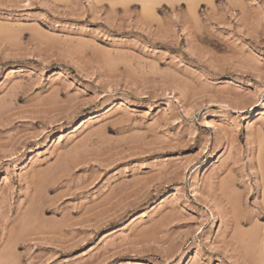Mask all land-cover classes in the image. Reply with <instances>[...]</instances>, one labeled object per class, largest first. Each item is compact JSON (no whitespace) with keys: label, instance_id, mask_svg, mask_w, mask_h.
Instances as JSON below:
<instances>
[{"label":"rangeland","instance_id":"1","mask_svg":"<svg viewBox=\"0 0 264 264\" xmlns=\"http://www.w3.org/2000/svg\"><path fill=\"white\" fill-rule=\"evenodd\" d=\"M263 107L264 0H0V264H264Z\"/></svg>","mask_w":264,"mask_h":264},{"label":"bare ground","instance_id":"2","mask_svg":"<svg viewBox=\"0 0 264 264\" xmlns=\"http://www.w3.org/2000/svg\"><path fill=\"white\" fill-rule=\"evenodd\" d=\"M145 2V1H144ZM152 2V1H151ZM147 6V5H146ZM11 80V78H9V81ZM260 107V106H259ZM264 109V107L263 108H259V109H257L256 111H255V113H253V116L251 117V119H249V122H248V126H254L255 124H257V118L259 117V115L261 114V111ZM97 112H99V111H97ZM96 118V115H90V116H87V117H85L84 119H82L80 122H78L77 123V125L75 126V131H77V130H80L82 127H84L86 124H88L89 122H93L94 120H96L95 119ZM94 119V120H93ZM80 123H81V125H80ZM80 125V126H79ZM57 137V139L55 140V141H50V143L51 142H53V143H56V142H58V141H61V140H63L64 139V136H63V134H61V135H57L56 136ZM55 137V138H56ZM54 138V139H55ZM219 153H220V150H216V151H214L213 153H212V155L210 156V158L209 159H207L206 161H204L203 162V164H204V166H202L201 167V170L202 169H206V168H208L209 166H211V165H214V163H215V160H216V158L219 156ZM30 154H31V151H28L27 153H26V156L23 158V159H21V161H20V164H19V167H17L16 168V170H20L21 169V166H22V164L24 163V162H26L28 159H29V156H30ZM0 180H1V178H0ZM3 257V256H2ZM7 257V256H6ZM5 257V258H6ZM5 258L3 257L2 258V260L4 259L5 260ZM183 258V259H182ZM181 258V260H179V262L177 263V264H186V261L188 260V258H189V255H188V252L187 253H185L184 255H183V257Z\"/></svg>","mask_w":264,"mask_h":264}]
</instances>
